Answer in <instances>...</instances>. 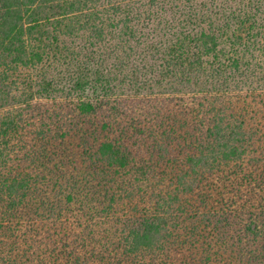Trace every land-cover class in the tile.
I'll use <instances>...</instances> for the list:
<instances>
[{
    "label": "trees",
    "instance_id": "1",
    "mask_svg": "<svg viewBox=\"0 0 264 264\" xmlns=\"http://www.w3.org/2000/svg\"><path fill=\"white\" fill-rule=\"evenodd\" d=\"M253 1L0 0V264H264Z\"/></svg>",
    "mask_w": 264,
    "mask_h": 264
},
{
    "label": "rangeland",
    "instance_id": "2",
    "mask_svg": "<svg viewBox=\"0 0 264 264\" xmlns=\"http://www.w3.org/2000/svg\"><path fill=\"white\" fill-rule=\"evenodd\" d=\"M141 3H145L148 0H138ZM199 2L202 0H198ZM247 2V5L249 7H252L254 4L253 0H245ZM252 5V6H251ZM236 8H239L242 10H245V3L244 4H238L237 2L235 3ZM249 11V10H246ZM235 27V25H234ZM258 30V29H257ZM260 30V29H259ZM230 33V30H228ZM253 35V34H251ZM244 37H247V35H244ZM255 37V39H254ZM252 38V42L251 46L249 45L250 43H247V45H249V50H252V47L254 48V51H251V55L248 53H245L244 50H242L240 52L243 53V55H241L243 57L244 62L247 64L248 62L253 64L255 63V61L253 59L256 58H262V60L264 61V37H260V36H254ZM67 36V35H63L60 33L59 35V42H58V46L59 48H61L62 46L70 43H76L78 44V41H74L75 38ZM73 41L72 43L70 41ZM62 43V46H60ZM69 44V45H70ZM263 50V52H262ZM55 52H51V56H53ZM50 61L52 62V64L54 65V67H50V69H48L47 73L49 74V77H52L53 81L57 84V86H59L60 88H63L64 86L66 87V80H68L66 78V75H64L65 73L67 74L66 70H65V66L62 64L60 66H56L59 65L58 63H56V61H54V59L50 58ZM253 62V63H252ZM56 63V65L54 64ZM44 65H47V63H44ZM245 66V65H244ZM39 69L35 70V69H31L29 70L30 73H32L31 75H37L41 72H38ZM245 70V68H244ZM25 73L24 69H21L20 72L18 73V75L21 77L22 75ZM68 75V74H67ZM70 75H68L69 78ZM200 79L205 80V77H200ZM235 82H234V86L232 87V89H227L226 91H224L225 94H223L226 97V101L227 105L230 108L233 109V111H235L236 113H243L245 114L247 111H250L248 114H246V117L251 121L249 122V126L253 127L252 130H254V134H253V143L255 144L254 147L257 148L259 150V152H261L262 154H264V85L260 86V84H264V77L261 80V82H255V79H252L251 77H249V75L245 76V77H236L235 78ZM70 82V80H68ZM20 82V81H19ZM22 86L20 83L18 84V87ZM229 85V84H228ZM194 85H192L193 87ZM200 86V85H199ZM64 87V90H65ZM158 88V87H157ZM160 88V87H159ZM189 88V87H188ZM187 88V89H188ZM191 88V87H190ZM186 89V90H187ZM60 91L57 93L58 99L63 100L65 97H62L64 95L63 93V89H59ZM184 91L183 93V97H189L194 95L192 93L191 89H188L187 91ZM65 92V91H64ZM91 91H87L88 94H91ZM101 94V92L98 90L97 92H94L93 94ZM126 94V93H125ZM222 95V97H223ZM56 96V97H57ZM71 99L74 100H78L77 96H69ZM89 97V96H88ZM228 97V98H227ZM40 99V98H39ZM41 101H52L51 98L46 99V98H41ZM36 100H38V98H36ZM242 111V112H241ZM249 148H247V153L246 154H252L249 153ZM258 154V153H257ZM243 202L240 201V204H242ZM261 204V203H260ZM226 208V207H225ZM264 208H260L257 209L256 212H254V215L251 217L255 220L257 217V222H260L263 218L264 215ZM263 210V211H262ZM226 212V211H225ZM220 211V214L222 215V213L225 215L226 213ZM259 213V215L256 217V213Z\"/></svg>",
    "mask_w": 264,
    "mask_h": 264
}]
</instances>
